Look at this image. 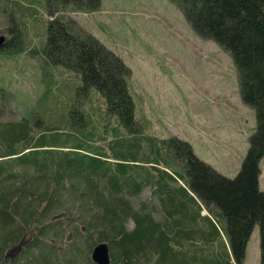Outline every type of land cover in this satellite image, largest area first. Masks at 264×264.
Wrapping results in <instances>:
<instances>
[{
    "label": "trees",
    "instance_id": "16d2710c",
    "mask_svg": "<svg viewBox=\"0 0 264 264\" xmlns=\"http://www.w3.org/2000/svg\"><path fill=\"white\" fill-rule=\"evenodd\" d=\"M167 1L236 69L255 117L239 172L229 179L188 142L149 134L130 68L66 21L100 0H0V56L35 59L42 85L24 115L0 119V264H95L98 244L110 264H241L254 225L264 264V0Z\"/></svg>",
    "mask_w": 264,
    "mask_h": 264
},
{
    "label": "rangeland",
    "instance_id": "374dc122",
    "mask_svg": "<svg viewBox=\"0 0 264 264\" xmlns=\"http://www.w3.org/2000/svg\"><path fill=\"white\" fill-rule=\"evenodd\" d=\"M65 15L130 68V89L149 120V134L186 141L196 158L217 173L236 176L255 117L240 99L228 55L194 35L167 0H100L97 11ZM3 19L1 14L0 35L7 36ZM36 64L26 53L0 56V88L12 97L0 101V119L20 118L41 94ZM259 173L258 189L264 192V157ZM148 196L147 190L141 193L146 200ZM241 264H259L258 225L253 226Z\"/></svg>",
    "mask_w": 264,
    "mask_h": 264
},
{
    "label": "water",
    "instance_id": "95a60500",
    "mask_svg": "<svg viewBox=\"0 0 264 264\" xmlns=\"http://www.w3.org/2000/svg\"><path fill=\"white\" fill-rule=\"evenodd\" d=\"M5 37L0 35V45L3 44ZM91 259L95 264H110L107 247L105 244L96 245L91 253Z\"/></svg>",
    "mask_w": 264,
    "mask_h": 264
}]
</instances>
